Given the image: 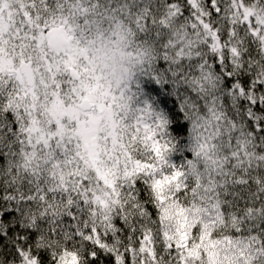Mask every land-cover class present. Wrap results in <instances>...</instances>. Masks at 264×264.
<instances>
[{"label":"snow or ice","instance_id":"snow-or-ice-1","mask_svg":"<svg viewBox=\"0 0 264 264\" xmlns=\"http://www.w3.org/2000/svg\"><path fill=\"white\" fill-rule=\"evenodd\" d=\"M0 264H264V0H0Z\"/></svg>","mask_w":264,"mask_h":264}]
</instances>
